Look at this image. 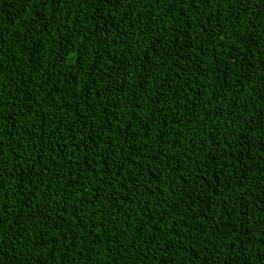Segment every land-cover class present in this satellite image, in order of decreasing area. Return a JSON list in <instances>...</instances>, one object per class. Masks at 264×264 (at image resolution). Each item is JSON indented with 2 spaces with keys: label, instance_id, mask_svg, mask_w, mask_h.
<instances>
[{
  "label": "trees",
  "instance_id": "16d2710c",
  "mask_svg": "<svg viewBox=\"0 0 264 264\" xmlns=\"http://www.w3.org/2000/svg\"><path fill=\"white\" fill-rule=\"evenodd\" d=\"M0 36V109L13 117L0 121L4 264H255L252 254L264 251V4L198 0L177 14L166 0H135L106 6L101 17L83 0H0ZM84 48L87 64H70ZM164 99L161 112L156 101ZM61 124L79 144L68 149L71 162L63 152L39 151L40 137L57 136ZM89 134L100 145L91 155ZM38 163L51 169L41 173L43 184L31 175ZM65 183L72 184L67 202ZM98 191L118 192L126 203L93 208ZM146 206L186 237L175 253L149 248L143 261L121 214L147 219ZM159 232L167 245V229Z\"/></svg>",
  "mask_w": 264,
  "mask_h": 264
},
{
  "label": "snow or ice",
  "instance_id": "6c2138e0",
  "mask_svg": "<svg viewBox=\"0 0 264 264\" xmlns=\"http://www.w3.org/2000/svg\"><path fill=\"white\" fill-rule=\"evenodd\" d=\"M25 3L28 2V0H24ZM48 3L51 4H58L63 2V0H47ZM83 2L87 3V2H91L93 3L94 8L96 9L97 15L102 17V14L105 11V7L106 6H110L112 9H121V8H126L127 6H130L131 4H133L135 2V0H83ZM198 0H166V3H168V5L172 8V10L174 12H176L177 14H179L180 12L183 11V6L185 4L188 5V7L193 8L196 6ZM238 2H242V3H248L249 0H238ZM260 3L264 4V0H259ZM251 3L253 5H255L257 3V0H251ZM46 29V26H43ZM77 35H79V33H77ZM86 39V37H81L80 38V43L82 44L83 41ZM0 41H2V36H0ZM106 42V41H104ZM36 56L40 55L39 49L36 48L34 49ZM70 51V48H66L65 51L63 53H61L60 57H59V62L63 63L64 62V57L68 56V52ZM4 56H5V49L3 46V43L0 42V70H2L4 68ZM90 58V52L89 49L84 48L82 50H76L72 53V56L69 59V63L72 65H80L81 68H83V66L85 64H87L88 59ZM65 83H67V81H64ZM141 87L143 86V84L140 85ZM161 87H163V85H161ZM74 91V90H73ZM121 93H123V89H120ZM131 95H135V93H131ZM28 101L31 100V97L27 98ZM81 103H84L83 100H81ZM157 104L160 105V111H163V106L166 105L168 103L167 99L164 100H157L156 101ZM115 107V106H113ZM133 109L136 107H139L138 104H133L132 105ZM68 111H71V109H67ZM42 115V114H41ZM110 115V114H109ZM129 117L134 116V112L130 111L128 113ZM13 119L12 114H5L3 112L2 109H0V121H11ZM169 119L172 118H164L161 120V124L163 125V127L165 129H167L169 127ZM80 123L86 124V120L81 117L80 118ZM176 121L173 119V124H175ZM10 127H14V124H10ZM63 127L64 131L63 133L60 132V128ZM129 127H131V124H129ZM49 128L51 129V125H49ZM55 132L59 133L57 136L55 137H51L49 136L47 139H45L43 136L40 137V139L43 141V144L40 146L39 151L41 152V154H43V152L45 150H47L48 152L52 153V152H63V156L62 158H68L69 162H71V157H70V153L68 151L69 147H71L72 150L74 151H79V144L77 143H73V141H75L76 136L72 131V127L69 126H64V125H58L55 129ZM37 131H39V129H37ZM146 134V133H145ZM168 132L165 131L163 132V134L158 133V139H159V143L163 144L165 143V137L168 136ZM88 139L91 140L92 145H94V147H92L91 149V153H89V146L86 144L85 148H84V152L85 153H89V155L94 154L96 152V148L99 147L100 145L98 144V140L99 137L97 136L96 139H92L91 134H89ZM106 142V141H105ZM201 143H203V141H201ZM219 147V145H217ZM228 147H231V144L227 145ZM3 150V145L2 142H0V153H2ZM137 151V149L135 148H131L130 152L128 154H125V161L127 163L131 164H135V161L131 159V153ZM260 152H264V144L261 145ZM43 159V156L41 157ZM28 159H33V157L31 155H29ZM4 163L3 160H0V165H2ZM85 163H87V161H85ZM197 163H199V161L197 160ZM113 166H115V162H113ZM105 167H107V165H105ZM146 171L150 172L151 171V167H149ZM51 169L48 167L47 163L44 164L43 167L39 166V163L36 165V167L34 168L33 172L31 173V175L33 177L39 178L40 182L43 184V177L41 176V173H50ZM107 175L111 180H114L116 178V173L109 171L107 173ZM60 179H63V177H60ZM127 179V178H125ZM60 180H56L55 183L59 184ZM117 183H121V181L117 180ZM185 183H187V181H184ZM71 188H72V184L70 183H65L64 185V190L61 193L62 198L67 202L68 200L72 199V192H71ZM93 195L96 197L95 203L91 205V207L95 208L96 204H101L103 206V202L107 201L108 204L111 206L110 211L117 209L118 207V201H119V206L123 207V205L126 203L122 197H120L119 193H113L112 191H98V193H93ZM190 199L192 200V203H195L198 199L199 196L196 194H193ZM142 212H144L145 214H147V219L145 218H140L139 221H137L134 216L135 214L133 213H129L127 211H124L121 216H122V220L121 223L125 225V228L127 231H130L134 234L135 239L139 242L140 245V251L143 254V261H148L149 257H148V249L149 248H154L156 251H160V252H171V253H175L176 249L180 247V245L183 243V239H186V237H184L182 235L181 232H177V230L175 229V227H169V224L165 222V217L160 215V214H156V215H152L149 211V208L146 206L144 208L141 209ZM112 215H115L114 212H112ZM194 218V217H193ZM226 219V218H225ZM0 222H2V218H0ZM105 222L101 221L100 224L103 225ZM111 220L107 221V224L109 226H111ZM242 225L246 226L248 223L247 218L245 217L242 220ZM9 224H11V222H9ZM204 224V220L200 221V227H199V233H203L205 235L208 234L207 229H205L202 225ZM97 225H93V228H97ZM160 227H164L167 229L169 235L167 237L168 239V243L167 245L162 244V240H164V236H162L159 232V228ZM153 229H155V231H153ZM118 231L121 232V235L123 234V230L118 229ZM198 233V234H199ZM103 232H97V236L103 235ZM243 235H247V233L243 234ZM13 239L15 238V236L12 237ZM4 240L3 236H0V243H2ZM217 244L220 243L219 240L216 241ZM240 244L244 243V239L241 238L239 240ZM262 244H264V241H261ZM4 247H7L6 244L3 245ZM231 247L233 250L237 249V244L235 242H233L231 244ZM181 251L184 252V256L187 257L189 255V249L188 248H183L181 249ZM254 257H258L255 260V264H264V251H259L257 253H253L252 254ZM153 259H155V256L153 255L152 257ZM0 264H4V257L3 255H0ZM21 264H23V262H21ZM192 264H199V260L197 258V260L193 261ZM206 264V262H205ZM240 264H247V260H241Z\"/></svg>",
  "mask_w": 264,
  "mask_h": 264
}]
</instances>
